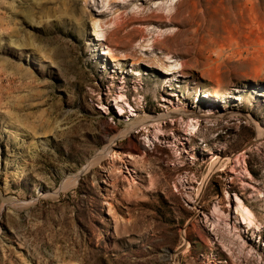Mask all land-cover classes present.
I'll return each instance as SVG.
<instances>
[{
	"label": "rangeland",
	"instance_id": "374dc122",
	"mask_svg": "<svg viewBox=\"0 0 264 264\" xmlns=\"http://www.w3.org/2000/svg\"><path fill=\"white\" fill-rule=\"evenodd\" d=\"M0 264H264V0H0Z\"/></svg>",
	"mask_w": 264,
	"mask_h": 264
},
{
	"label": "bare ground",
	"instance_id": "6f19581e",
	"mask_svg": "<svg viewBox=\"0 0 264 264\" xmlns=\"http://www.w3.org/2000/svg\"><path fill=\"white\" fill-rule=\"evenodd\" d=\"M187 43L188 42H185V46L187 45ZM145 46H148V45H145ZM149 46H154V45H149ZM103 53H107V51H105V49L102 51ZM110 58H111V60H116L115 59V57L114 56H110ZM132 58V57H131ZM162 61H166V62H169V63H172L173 61H175L174 59H173V57L171 56V55H169V53H165L164 55H163V59H162ZM170 66H173L174 68H171L170 70L172 71V72H176V71H181V69H182V66H180V64H174V65H170ZM181 67V68H180ZM170 72V71H169ZM119 107V106H118ZM118 110H119V114H124V109L122 108V107H119L118 108ZM131 115H133L132 113H131ZM165 117L164 116H148L147 117V121L149 122V123H154V122H159V121H161L162 119H164ZM148 123V124H149ZM131 129H129V130H127L126 132L128 133L129 131H130ZM213 162V161H212ZM219 161L217 162V161H215V162H213L212 164H211V166H210V168H209V173L211 172V171H213V170H215L218 166H219ZM208 173V174H209ZM206 179H207V177H206ZM206 179H205V181H206ZM205 181H204V184H205ZM201 188V187H200ZM202 191L200 190V193H201ZM246 218L245 217H243V220H242V223H244V224H246L248 221L247 220H245Z\"/></svg>",
	"mask_w": 264,
	"mask_h": 264
}]
</instances>
